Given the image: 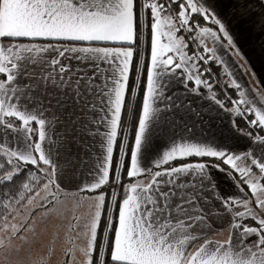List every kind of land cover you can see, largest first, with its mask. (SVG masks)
I'll return each instance as SVG.
<instances>
[{
	"label": "snow or ice",
	"instance_id": "1",
	"mask_svg": "<svg viewBox=\"0 0 264 264\" xmlns=\"http://www.w3.org/2000/svg\"><path fill=\"white\" fill-rule=\"evenodd\" d=\"M254 56L264 0H0V264H264Z\"/></svg>",
	"mask_w": 264,
	"mask_h": 264
},
{
	"label": "crops",
	"instance_id": "2",
	"mask_svg": "<svg viewBox=\"0 0 264 264\" xmlns=\"http://www.w3.org/2000/svg\"><path fill=\"white\" fill-rule=\"evenodd\" d=\"M243 63V62H241ZM249 67H247V75L245 76L239 68L236 66L232 67V71L236 73L237 76H240L246 82L250 83L251 85L255 86L257 83L258 77L264 76V63L261 62L258 56H254L252 59L248 61ZM256 73V77L252 76V73Z\"/></svg>",
	"mask_w": 264,
	"mask_h": 264
},
{
	"label": "trees",
	"instance_id": "3",
	"mask_svg": "<svg viewBox=\"0 0 264 264\" xmlns=\"http://www.w3.org/2000/svg\"><path fill=\"white\" fill-rule=\"evenodd\" d=\"M213 71L214 72H219V71H221V69L213 68Z\"/></svg>",
	"mask_w": 264,
	"mask_h": 264
}]
</instances>
